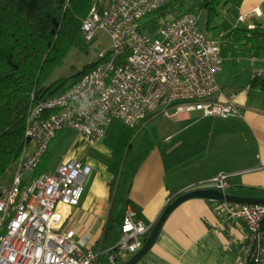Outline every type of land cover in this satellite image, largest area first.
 Masks as SVG:
<instances>
[{
  "label": "built area",
  "instance_id": "1",
  "mask_svg": "<svg viewBox=\"0 0 264 264\" xmlns=\"http://www.w3.org/2000/svg\"><path fill=\"white\" fill-rule=\"evenodd\" d=\"M168 1L109 0L103 9L95 4L81 32L89 42L99 30L106 31L111 48L99 51L94 66L66 91L49 99H32L25 131L29 142L15 163L12 184L0 183V264H101L104 260L122 264L141 249L152 230L153 225H145L129 204L116 245L96 252L76 240L75 229L64 226L60 208L79 204L92 166L64 157L55 171L37 173L59 131L71 128L77 143L93 146L105 137L113 119L135 127L171 108L221 117L239 112L232 100L224 102L216 96L224 39L201 31L195 12L164 20L157 36L139 30L141 20ZM239 20L245 21L246 15ZM263 76L259 70L254 77ZM26 173L32 175L25 178ZM230 178L219 173L186 190L206 185L225 193ZM220 209L244 221L248 229L247 257L236 264H264V205L221 201Z\"/></svg>",
  "mask_w": 264,
  "mask_h": 264
},
{
  "label": "crops",
  "instance_id": "2",
  "mask_svg": "<svg viewBox=\"0 0 264 264\" xmlns=\"http://www.w3.org/2000/svg\"><path fill=\"white\" fill-rule=\"evenodd\" d=\"M237 13V23L243 24L240 27L257 25L264 29V0H244ZM242 15H246L245 21L239 20ZM229 34H222L227 44L232 42ZM224 48L223 68L215 78L220 87L216 96L224 102L232 100L238 106L237 114L208 116L198 109L171 108L138 122L135 127L141 129L137 138L143 141L138 153L145 150V155L138 162L127 160L131 147L121 175L90 162L84 154L93 146L114 154L106 143L114 134L113 129L108 132L109 126L100 142L93 146L80 143L82 150L69 154L92 166L79 204L60 208L65 215L64 226L75 229L76 240L83 242L86 250L97 252L120 241V225L129 204L145 225H153L168 203L189 191L187 187L219 173L231 177L228 193L264 197V88L254 77L257 71H264V58L245 55L235 47H228L230 51L225 53ZM153 124L155 128L150 129ZM138 153L134 151L133 157ZM220 208L221 200L216 199L195 197L182 202L163 223L154 245L135 264L245 261L247 226ZM101 264L107 263L104 260Z\"/></svg>",
  "mask_w": 264,
  "mask_h": 264
},
{
  "label": "trees",
  "instance_id": "3",
  "mask_svg": "<svg viewBox=\"0 0 264 264\" xmlns=\"http://www.w3.org/2000/svg\"><path fill=\"white\" fill-rule=\"evenodd\" d=\"M179 1L182 0H170L162 9L146 15L139 30L157 36L158 28ZM243 2L203 0L202 7L211 19L221 9L237 8ZM95 4L101 9L105 7L99 0H0V180L29 142L25 131L32 99L52 98L77 81L67 87L47 83L51 71L62 63L72 47H88L81 32L82 24ZM186 12H194L193 7H187L181 14ZM228 38L243 54L264 58L261 26H238ZM260 78L255 81L264 88V78L259 81ZM42 162L37 173L43 171Z\"/></svg>",
  "mask_w": 264,
  "mask_h": 264
},
{
  "label": "rangeland",
  "instance_id": "4",
  "mask_svg": "<svg viewBox=\"0 0 264 264\" xmlns=\"http://www.w3.org/2000/svg\"><path fill=\"white\" fill-rule=\"evenodd\" d=\"M108 0H99L101 4L108 3ZM203 0H182L174 4L171 9V13L168 14L167 19H173L179 16L187 7H193L195 14L199 16V28L210 38L224 39L223 35L231 34L235 31L237 25L243 26L242 23H237L238 13L237 8H225L220 10L217 15L213 16L211 19L208 17V11L202 7ZM264 21V18L262 19ZM86 41V40H85ZM88 47L86 49H81L78 46L72 47L69 52L63 57V61L58 65L53 71L47 81L53 87L62 86L67 87L68 85L74 83L77 78L83 73L90 70L93 63L97 61V54L101 50H109L111 48V38L106 31L99 30L97 32L96 38L93 41H86ZM223 42L224 52L228 53V47L238 48L239 46L230 43ZM225 43V44H224ZM240 49V48H239ZM230 51V50H229ZM155 124L150 126V129L155 128ZM113 129L114 134H110L109 143L106 142L114 149V154L110 151L104 153L96 147L88 148L85 151V155L88 160L93 163L98 162L99 164L109 167L111 172L114 174L121 175L123 164L126 159V153L133 147V151L127 160H138L142 159L145 155V150L139 152L140 143L143 141L137 138V133H139V126L131 128L123 123L120 119L112 121L109 125L108 132ZM77 142V134L71 128H65L57 133L55 138L51 141L47 153L43 158L42 164H44L43 171L53 172L63 160L64 157H70L69 154L81 151L82 144H78L74 148V144ZM133 145V146H132ZM33 149V142L28 145V153ZM136 151L138 155L133 157V152ZM16 165L13 164L6 174L1 178L0 183L4 186H10L15 174ZM32 173H26L25 178L31 176ZM132 256V255H131Z\"/></svg>",
  "mask_w": 264,
  "mask_h": 264
},
{
  "label": "water",
  "instance_id": "5",
  "mask_svg": "<svg viewBox=\"0 0 264 264\" xmlns=\"http://www.w3.org/2000/svg\"><path fill=\"white\" fill-rule=\"evenodd\" d=\"M208 198V199H216L221 201H230V202H238L242 204H259L264 205V197H249V196H241V195H233L228 192H222L218 188L210 187V188H195L186 193H182L179 196L168 203L165 208L162 210V213L158 217V219L153 223L152 230L150 231L149 235L146 237L142 247L140 250H137L134 255H132L127 261L123 262L122 264H135L138 262L144 254H146L157 240V236H159L163 223L178 205L182 202L195 198Z\"/></svg>",
  "mask_w": 264,
  "mask_h": 264
}]
</instances>
